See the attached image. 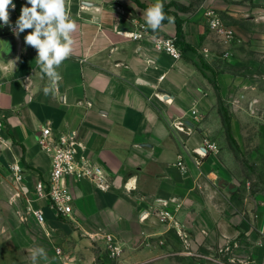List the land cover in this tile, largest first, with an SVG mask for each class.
I'll return each mask as SVG.
<instances>
[{
    "label": "crops",
    "instance_id": "0c3cea01",
    "mask_svg": "<svg viewBox=\"0 0 264 264\" xmlns=\"http://www.w3.org/2000/svg\"><path fill=\"white\" fill-rule=\"evenodd\" d=\"M26 2L13 0L10 25L0 22V114L11 144L0 148V264L10 256L32 261L30 250L39 247L37 230L19 220L18 198L10 199L15 184L8 166L20 160L29 186L48 174L50 158L37 139L47 124L76 132L112 181L103 190L70 178L74 212L65 219L29 193L32 205L45 207L46 223H36L52 253L59 246L78 264H111L103 236L113 234L123 246L115 264H197L186 249L227 243L236 244L237 258L264 264V183L245 172L228 139L240 155L248 146L243 132L250 128L249 114H264V0H162L172 20L143 39L129 34L136 22H145L155 0H71L78 25L73 52L48 95L37 52L24 41L30 30L19 36L12 31ZM210 8L235 22L229 23L240 41L227 57L208 28ZM157 37L174 38L180 58L157 51ZM252 53L257 59L251 62ZM254 129L249 162L258 165L264 126ZM204 137L215 149H203ZM165 205L175 213L176 227L160 223L156 212ZM56 256V263L66 264Z\"/></svg>",
    "mask_w": 264,
    "mask_h": 264
},
{
    "label": "built area",
    "instance_id": "2783aa9c",
    "mask_svg": "<svg viewBox=\"0 0 264 264\" xmlns=\"http://www.w3.org/2000/svg\"><path fill=\"white\" fill-rule=\"evenodd\" d=\"M206 19L210 32L217 38L221 44L226 47L224 56L230 54V48L240 41L236 30L226 24L219 12L214 9L206 11ZM136 30L132 31L129 36L134 39H143L152 36L153 33L145 22L138 21L135 23ZM154 48L157 51L165 52L173 58H180L181 49L174 38H155ZM192 110V113H195ZM178 131H184L177 124L173 125ZM37 139L40 146L46 151L50 158V169L47 175L39 176L34 179L29 186L26 181V169L20 160H14L9 163L12 179L15 184L18 196H28L27 211L33 219L43 226L46 223V211L42 205H32L29 193L34 192L35 199L47 201V206L51 208L59 218H71L74 212L73 194L69 179H86L93 182L103 190L111 187L112 181L103 167L94 162L85 151L82 142L79 140L76 132L61 133L56 132L49 124L40 128L37 133ZM203 149H215L214 142L208 137L202 140ZM10 137L6 132L4 117L0 114V148L11 149ZM197 151V150H195ZM205 155V154H204ZM178 165L186 170L185 162L180 159ZM33 199V198H32ZM173 198L172 201H175ZM180 207V204H178ZM156 215L160 223L167 227H176V215L166 205L157 210ZM180 234V231H178ZM105 249L108 257L118 260L123 252V246L119 239L113 234H105ZM187 248L191 245L186 244ZM236 244L231 243L224 245L208 246L203 250L189 248L185 253L196 258L197 264H248V261L239 259L233 255ZM56 254L66 261V264H78L76 260L65 253L61 247H55Z\"/></svg>",
    "mask_w": 264,
    "mask_h": 264
},
{
    "label": "clouds",
    "instance_id": "9594fccd",
    "mask_svg": "<svg viewBox=\"0 0 264 264\" xmlns=\"http://www.w3.org/2000/svg\"><path fill=\"white\" fill-rule=\"evenodd\" d=\"M15 7L13 0H0V22L10 25L9 9L14 10ZM70 8L71 0H27L26 5L21 7L20 15L12 29L17 36L30 30L24 41L36 50L37 68L42 73V78L46 77L49 81L43 89L45 95L58 88L62 79L58 69L73 52V33L78 25L71 18ZM145 16V23L153 32L158 31L166 19L169 22L172 20L165 14L162 0H155V3L146 9ZM30 256L33 264H37L38 258L48 259L43 247L31 249Z\"/></svg>",
    "mask_w": 264,
    "mask_h": 264
},
{
    "label": "rangeland",
    "instance_id": "374dc122",
    "mask_svg": "<svg viewBox=\"0 0 264 264\" xmlns=\"http://www.w3.org/2000/svg\"><path fill=\"white\" fill-rule=\"evenodd\" d=\"M226 24H228L229 26L230 23H235V22H227L225 21ZM262 24V28H264V22L261 23ZM254 26L252 25L251 28H253ZM255 59H257V56L255 54H250V61H254ZM260 73L264 74V68L262 69H259ZM264 98V97H263ZM264 108V106H263ZM249 121H248V124L250 126L249 129L245 128V133L243 132V135H244V140H246L248 146L245 147L244 151H242V153L239 155L238 152H240V149L239 147L237 146V144L234 142V139L232 137H229L228 136V139H229V142L231 143L232 145V150L236 153V158L242 162V166L246 169L245 172H248L249 174H255V176H257L263 183H264V154L263 156L261 157V164H258V165H254L252 163L249 162V158H251V149L249 148L250 147V144H252V141H254L255 139V129H254V126L255 125H258V124H261L264 126V114H260V116L256 117L254 116L253 114H249ZM228 116L225 117V122L228 121ZM258 135V134H257ZM258 137V136H257ZM262 141L264 142V129L260 135ZM9 168V166H8ZM264 188V186H263ZM13 192V191H12ZM17 191L14 189V192L12 193V196H10L11 200H14L15 199V196L16 198H18L19 200V204L14 206L16 207V213L17 211L19 212L18 213V217H19V220H22L24 221L25 223L28 224V226H30L33 231H36L39 233V239H38V246L39 247H43L46 252H47V257H49V259L51 260H54V262L56 261L57 259V256L56 254L52 253V251H49L50 248L52 247L50 244L51 242H49L43 235V230L41 229L40 226H38V224L36 223V221L33 219V217L28 213L27 211V201H26V198L25 196H18ZM16 201V200H15ZM8 210H9V207H8ZM30 223V224H29ZM35 223L34 225H36L35 227H32V224ZM55 247H59V246H55ZM54 247V249H55ZM56 253V252H55ZM12 259L11 260H8V261H4L3 264H33V262L31 260H23L22 262L21 261H15L13 260V256H10ZM111 259V258H110ZM113 260V259H112ZM116 262L113 260L111 264H115ZM37 264H42V258H38L37 260ZM55 264H60V263H56Z\"/></svg>",
    "mask_w": 264,
    "mask_h": 264
},
{
    "label": "trees",
    "instance_id": "16d2710c",
    "mask_svg": "<svg viewBox=\"0 0 264 264\" xmlns=\"http://www.w3.org/2000/svg\"><path fill=\"white\" fill-rule=\"evenodd\" d=\"M226 127H227V131H228V133L230 134V124H229V122L228 121H226Z\"/></svg>",
    "mask_w": 264,
    "mask_h": 264
}]
</instances>
